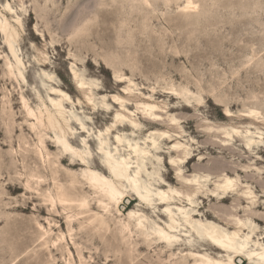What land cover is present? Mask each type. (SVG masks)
<instances>
[{"label":"rangeland","instance_id":"obj_1","mask_svg":"<svg viewBox=\"0 0 264 264\" xmlns=\"http://www.w3.org/2000/svg\"><path fill=\"white\" fill-rule=\"evenodd\" d=\"M0 21L14 30L13 46L22 63L21 77L0 27V264H174L160 253L163 247L135 244L137 234L123 238L127 234L120 230L128 211L145 213L144 224L149 228L163 219L166 205L142 209L125 187L119 211L112 206L110 213L105 212L97 201H91L93 191L84 184L77 197H87L89 216L97 215L107 224L106 229L96 228L88 221L77 222L88 216L77 215V207L71 212L59 204L53 208L43 191L28 188L29 170L39 166L40 175L49 171L37 154L42 147L27 108L37 115L45 113L51 106L49 99L62 100L55 90L70 98L62 100L67 121L58 115L57 120L65 130L71 128L66 136L71 133L68 138L75 141L72 146L87 165L125 159L129 170L139 171L141 184L152 193L169 188L183 191L168 163L187 149L193 158L184 167V162L180 164V174L196 179V186L205 192L194 195L192 204L171 199L169 208L184 207L192 220L214 223L229 233L238 228L235 220L239 218L246 225L238 228L236 240L252 231L245 253L255 249L256 243L264 244V220L248 214L264 215V184L259 188L246 177L264 182V153L259 151L264 139L257 138L259 133L264 137V0H0ZM105 36L112 38L109 48L100 47ZM120 44L124 53L117 52ZM74 76L86 82L88 96L75 88ZM148 103L158 106L156 112L166 121H176L169 122V128L147 125L140 117L142 106ZM249 111L257 114L236 118ZM116 113L133 119L139 127L124 120V127L115 129ZM231 128L239 133L226 135ZM163 130L172 136L158 137ZM116 135L122 138L120 143ZM51 137L53 133L44 140L52 144L49 158L62 183L70 184V173L84 181L80 173L85 166H69L70 158L62 166L56 162L58 150ZM176 142L181 144L178 151ZM128 143H136L147 154L134 156ZM231 166L239 170L227 173ZM225 175L237 180L238 194L252 191L255 205L246 198L218 203L207 196L211 190H215L213 195L220 191L217 185ZM31 184L39 188L34 180ZM207 212L212 217L206 218ZM178 234L182 236L175 246V253L180 252L176 258L187 254L188 264H200L190 254L203 253L213 259L231 258L236 264H256L212 248L192 231Z\"/></svg>","mask_w":264,"mask_h":264},{"label":"bare ground","instance_id":"obj_2","mask_svg":"<svg viewBox=\"0 0 264 264\" xmlns=\"http://www.w3.org/2000/svg\"><path fill=\"white\" fill-rule=\"evenodd\" d=\"M0 27L4 36L5 45L12 54V56L14 57L16 68L19 74L18 76L22 77V72L19 70V65H21L22 63L19 57L17 56L15 48L13 46L14 30L13 31L10 30V27L8 26L6 21L5 22L0 21ZM106 38L107 39H105L104 41L102 40V43H100L101 48H109L112 46V38L110 37L111 38L110 39L108 38V36ZM98 39L100 38L98 37ZM116 47L118 49L117 52L124 53L125 51L124 45L120 44L119 46ZM179 59L180 56L177 57V60ZM139 60L141 62L140 58ZM118 64L121 67L124 65L122 61L118 62ZM7 66L8 69L10 70V73L13 74L14 67L12 62H10L8 58H7ZM130 68H128L129 71L131 70ZM132 71L133 70H131L130 72ZM132 73L134 74V72ZM118 77L121 78L122 76H118ZM74 78H76L75 88L78 91L84 92L85 95L88 96L86 94L87 91V88L85 87L86 82L83 81V79L78 78L77 76L76 77L74 76ZM184 78L187 79L188 76L186 77L184 76ZM119 82H121V80H119ZM55 92L62 96V100L70 99L61 90H55ZM113 98L116 101L121 102V98L115 96ZM87 99L90 100L89 97ZM62 100L49 99L51 106L46 107L45 113H43V111H39L38 115L32 109L27 108V116L31 117V120H34L30 126L32 129L35 130L36 134L38 135L39 138L38 141L42 147L37 154L41 159L42 167L49 171V174L46 173L44 175H40L41 173L39 174V170H38L39 166L36 170H29V172L26 175L27 186L29 189L36 190L37 192H39V190L43 191L42 192L43 198L48 200L53 208H55L59 204V206L63 210L71 212L73 208L77 207L78 208V211L76 212L77 215H82V216L88 215L86 218L82 220L79 221H77L78 219L75 220L79 224H83L82 222L88 221V225L89 224L93 225L96 228L105 227L106 229L107 224L103 218L100 219L97 217V215H93V214L89 216V214L91 213L89 209L90 200L87 197H83L79 200V198L76 195V192L82 190L84 184H87V186L93 191L94 194V196L91 198V201H97L100 204V206L105 210V212L106 211L109 212L112 206L116 207L117 209L119 203L124 199V197H126L125 187H129V191H131V195L133 197L132 200L137 201L142 206V209L148 210L149 208L155 207V205H160V206L166 205V206L163 210L164 215L161 214L163 216V219L160 222L154 221L152 225L149 226V228L146 227L144 224V221L147 220L145 213H143L139 209H136L137 211L136 210L128 211L127 222L122 223L120 225L121 233L127 234V235H123V238L129 239L133 236V234H137V239L135 240V244L141 242L142 244H145L147 246L155 244V246L158 248L161 247L162 249L163 247L164 249L163 251H160V253L163 252L164 255H168L169 258H172L171 261H169L170 263L188 264L189 258L187 254H180L179 256H177L178 258H176V255H178L180 252L178 254L175 253V249H176L175 246L177 245L176 243L180 239V236H182V234L180 235L178 234V232L182 231L183 233H187L192 231L199 238L206 240L207 244L210 245L212 248L222 249L226 252L230 251V253H234L233 254L234 257H240V255H242L247 259L256 262V264H264V244L256 243L257 246L255 249L251 251H246V253L244 251V248L247 244V240L249 239V234L252 231L250 233L244 234L243 237L239 239L240 241L236 240V237L238 236V228L246 225V223L241 219L238 218L235 220V224L236 225L238 224L239 226L233 232L229 233L221 230L214 223L192 220V217L189 215V211H187L184 207H176L175 211L169 208L171 199L177 198L176 199L177 201L181 199H185L186 201L189 202V204H192L194 195L198 193L204 194L205 192L204 190H201V187L196 186L197 185L195 184V182L197 181L196 179H188L184 177L183 174H180L181 171L180 164L184 162L185 164L182 165V167H184L193 158L192 156H188L189 151L187 149L182 150L181 153L177 156L176 160H171V162L168 163L169 166L171 167L173 166V169L175 170V174L177 177L176 184H178L181 188H183V191L169 188L168 190H160L155 193H152V191L149 188H147L144 184L143 185L141 184L140 176H139L140 172L129 170L128 162L125 159L115 160L112 158V161L106 162L105 165H101L98 163L87 165V162L85 161V157L82 155V153L74 150L72 145L75 144V141L72 140V137L68 138V135H70L71 133H68V135L66 136V133L71 128L67 126L69 129L65 130L58 123L57 115L63 118L65 122L67 121L65 120L63 115L64 113H63ZM23 104L24 106L27 107L25 101ZM157 108L158 106H156L155 104H149V103L144 104L142 106V111H141L142 114V116L140 117L141 120L150 126H161V127L169 128L168 127L170 126L169 122L176 121L175 118H169V120L166 121L164 118L161 117L160 114L156 112ZM183 108H188V107L183 106ZM226 113H229V110H226ZM250 114L256 115L257 112L249 111V113L247 114L241 113L238 114L236 118L247 119L250 116ZM225 115L228 116L227 114ZM115 118H116V122L115 125H113L115 126V129H118L120 126L124 127V125H121V122H123L124 120L128 121L130 124H132L135 127H139V124H137L133 119L121 113H116ZM250 121H252V118L250 119ZM106 130L108 131L110 129L106 128ZM230 130H226L225 134L229 136L230 132H232L233 135L239 133V130L236 128H231ZM43 131L44 134H42ZM50 133H53L54 135V138L51 137L53 138L52 142L55 143L56 145L55 147L58 150V153L57 154L55 153L56 162L61 165L63 162L67 161L68 158H70L71 162L68 163L69 166H76V165L85 166V169H83L80 173L81 176L84 178V181L79 180L78 176L75 173H70L69 174L70 184L66 186L65 184L62 183L63 178L61 179V177L57 174V172H55L54 169L52 168L55 162H52L49 158L50 152L48 148L52 147V144L50 143L48 144L44 140V137ZM157 136L167 140L172 135L169 134V130L167 131L163 130V131H158ZM257 138L260 139V142H262L264 139V137H261V133L257 135ZM115 141L117 143H120L122 141V138L119 135H116ZM151 141L153 145L156 144L155 140L152 139ZM250 141H252V139L248 140V142ZM248 144L249 143H247L246 145ZM127 145L130 151L136 157H138L139 155L145 156L147 154V151L139 147L136 143H132V144L128 143ZM213 146L214 144L212 143V147ZM180 148H181V144L176 142L175 149L178 151V149ZM259 151L264 153V146L260 147ZM102 153L105 155H109V152H106L103 149H102ZM74 157L76 159H74ZM238 157L244 159L242 155H239ZM257 160L259 161L260 159ZM231 167L233 169L226 170L227 173H233V171L237 172L239 170L234 166ZM95 168L101 169V171L105 176L102 173H98L95 170ZM106 174L108 176H106ZM165 176L167 179H170L168 171L165 173ZM246 177H249L248 179L251 180V183L253 182L259 188L263 187L264 182H262L261 180L253 179L248 175ZM31 180H34L36 185L39 186L38 189L32 187ZM217 188L220 189V191L217 194L213 195L215 193V190H211L212 195L211 194H206V195L207 196L210 195L212 198L215 197L218 203L226 202L228 201V199L231 198L236 199L237 202L238 201L242 202L246 198L248 199V201H250L251 204L255 205V200L253 198L254 196H251L253 192L250 190H245L243 191V193L238 194L241 188L239 187L237 180H233L230 176L225 175L224 178L221 180V182L217 185ZM152 195H156V198L153 199ZM153 201H157V204ZM130 204H132V201L129 202V205ZM234 209L235 211H237L238 208L235 207ZM117 211H119V209H117ZM248 214L254 219L264 220V215L262 214H256L255 212L252 211H249ZM205 216L206 218L212 217L210 212L205 213ZM71 217L72 215L67 216L69 221L72 220ZM219 219H221L222 221L225 220V218H221V217ZM190 255L194 256L193 258L197 257L195 261L199 262L200 264H227V262H229V264H236L233 260H231V258H227V261H225L224 259H220V260L213 259L204 253L190 254Z\"/></svg>","mask_w":264,"mask_h":264}]
</instances>
